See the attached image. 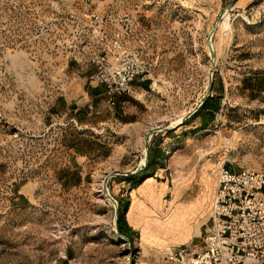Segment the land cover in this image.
<instances>
[{"label": "rangeland", "instance_id": "374dc122", "mask_svg": "<svg viewBox=\"0 0 264 264\" xmlns=\"http://www.w3.org/2000/svg\"><path fill=\"white\" fill-rule=\"evenodd\" d=\"M90 2L0 0V264H184L217 170L264 171V0H100L109 35L140 22L149 73L122 98L89 80ZM211 69L216 108L179 123Z\"/></svg>", "mask_w": 264, "mask_h": 264}, {"label": "built area", "instance_id": "2783aa9c", "mask_svg": "<svg viewBox=\"0 0 264 264\" xmlns=\"http://www.w3.org/2000/svg\"><path fill=\"white\" fill-rule=\"evenodd\" d=\"M99 1L87 3L86 12L91 34L106 45L86 57L93 69L89 80L106 86L111 96L134 94V83L149 73L148 63L133 47L140 22L130 13L116 15L109 35L107 19L93 9ZM109 102L114 105L111 98ZM205 218L201 247L180 249L174 257L184 264H264V171H238L222 165Z\"/></svg>", "mask_w": 264, "mask_h": 264}, {"label": "water", "instance_id": "95a60500", "mask_svg": "<svg viewBox=\"0 0 264 264\" xmlns=\"http://www.w3.org/2000/svg\"><path fill=\"white\" fill-rule=\"evenodd\" d=\"M224 10L225 9H223L220 13H219V17L221 16V15H223L224 14ZM219 17H218V20H219ZM217 24H218V22L216 21L214 24H213V26H212V28L210 29V31H209V33H208V40H207V43H208V47H209V53H210V56H211V60H212V68H214L215 67V61H214V59H215V55H214V49H213V47H212V44H211V39H212V36H213V33H214V30H215V28H216V26H217ZM210 72H211V74H210V82H209V85H208V89H207V92H206V95L203 97V99H202V101L200 102V104L197 106V107H195L192 111H190L186 116H185V118H184V120L182 121V122H184L185 120H187V119H189L195 112H197L199 109H200V107L202 106V104L207 100V98L208 97H211L212 95H211V87H212V78H213V69H211L210 70ZM172 128H174V127H172ZM166 130H170V128H167V127H160V128H155V129H153V130H151L150 132L151 133H157V132H161V131H166ZM148 134H145L144 135V144H145V150H146V153H145V164L147 163V160H148V140L149 139H147V136ZM118 175H120V174H109V175H107V177L104 179V190H105V192L107 193V195H108V198L113 202V204L116 206V209H115V217H116V219H115V227H116V230L118 231V211H117V205H116V202H115V200L113 199V197H111L109 194H108V192H107V188H106V184H107V182H108V179L110 178V177H115V176H118ZM119 232V231H118ZM118 237L121 239V238H123V236L120 234V233H118Z\"/></svg>", "mask_w": 264, "mask_h": 264}, {"label": "trees", "instance_id": "16d2710c", "mask_svg": "<svg viewBox=\"0 0 264 264\" xmlns=\"http://www.w3.org/2000/svg\"><path fill=\"white\" fill-rule=\"evenodd\" d=\"M213 96L208 97L207 100L202 104V106L200 107V109L195 112L190 118H194L195 116L199 115V113H201L203 110H211V109H215L216 107H213L212 101H213ZM186 121H184L182 124H185ZM150 158L148 157L147 163H146V168L150 166ZM133 180V178H132ZM118 223H119V219H118ZM118 231L121 235H123V231L122 228L120 227V225L118 224Z\"/></svg>", "mask_w": 264, "mask_h": 264}, {"label": "bare ground", "instance_id": "6f19581e", "mask_svg": "<svg viewBox=\"0 0 264 264\" xmlns=\"http://www.w3.org/2000/svg\"><path fill=\"white\" fill-rule=\"evenodd\" d=\"M228 10V9H227ZM225 16V15H224ZM179 123H181L182 122V120H181V118H179L178 120H177ZM174 122V121H173ZM151 128V127H150ZM153 128V127H152ZM153 130V129H152ZM152 133H150V136L149 137H151L152 135H151ZM148 137V138H149ZM101 184V183H100ZM98 188H100L99 189V192H100V196L102 197V199H104V200H107V198H108V196L106 195V193L104 192V190L101 188V186L100 187H98ZM123 246V245H122Z\"/></svg>", "mask_w": 264, "mask_h": 264}, {"label": "crops", "instance_id": "0c3cea01", "mask_svg": "<svg viewBox=\"0 0 264 264\" xmlns=\"http://www.w3.org/2000/svg\"><path fill=\"white\" fill-rule=\"evenodd\" d=\"M118 95V97H125V96H127L126 94H117ZM186 121V120H185ZM158 133V132H157ZM155 134V133H154ZM212 196H213V194H212ZM211 201H212V198H211V200H210V203H209V205L206 207V214H205V216L207 215V213H208V210H209V208H210V206H211ZM204 216V217H205Z\"/></svg>", "mask_w": 264, "mask_h": 264}]
</instances>
